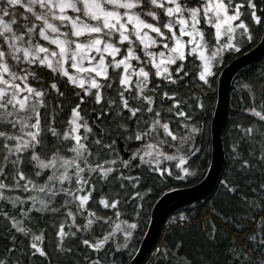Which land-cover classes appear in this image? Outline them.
<instances>
[{
  "label": "snow or ice",
  "instance_id": "obj_1",
  "mask_svg": "<svg viewBox=\"0 0 264 264\" xmlns=\"http://www.w3.org/2000/svg\"><path fill=\"white\" fill-rule=\"evenodd\" d=\"M258 31L264 0H0V264H124L152 188L129 190L145 170L191 174L216 65ZM243 87L254 119L234 125L232 179L212 209L238 232L209 220L191 252L158 249L165 264H264V93ZM191 220L170 223L183 233Z\"/></svg>",
  "mask_w": 264,
  "mask_h": 264
},
{
  "label": "trees",
  "instance_id": "obj_2",
  "mask_svg": "<svg viewBox=\"0 0 264 264\" xmlns=\"http://www.w3.org/2000/svg\"><path fill=\"white\" fill-rule=\"evenodd\" d=\"M261 36L262 32L258 31L256 33V38L251 43L244 45L241 48L240 52H236L233 54H225L222 60L221 67H218L216 70L211 88L206 89L204 95V104L206 111L204 113H200L199 110H197L194 114V119L201 122L200 126L203 129V135L197 137L196 139V146L200 149V151H198L194 156H189L188 160L184 165L192 171L191 174L187 175L184 179L181 180H177L175 178V175L165 180H159L155 177L154 174L148 173L145 170L142 185L135 190H129V194L131 193V191H140L143 194L144 186L152 188V191L147 193V195L143 199V207L141 210V214L138 218L139 228L135 232L133 239L129 242V247L127 251L123 254L122 258L124 260V264H128L136 254L141 240L144 237L148 228L151 209L154 204L158 201V199L169 191L192 186L200 182L206 175L211 160L210 124L217 100V74L226 64H228L237 55L247 51L248 49L253 47L257 42H259ZM188 59L191 60L192 58L189 57ZM189 67L190 65H188V70L191 76L193 71ZM262 67H264V56L258 61L249 64L239 70L234 75L231 81L226 123L222 128L220 134L224 153V162L215 189L204 199L195 201L187 206L176 209L166 219L165 223L161 227L158 238L156 239L155 243L153 244L152 248L150 249L142 264H165V262L160 258L157 250L159 249L163 251L165 246L172 247L176 242L180 240H183L185 244V247L182 248L180 252H191V244L195 242L192 239L193 236L199 237L202 234L205 225L208 223L209 220H214L218 228H223V230L228 234L230 239L233 233L238 232V229L234 224H229L225 226L222 220L213 213L212 209L215 208L217 210H221L223 208L224 189L220 181H231L232 179V144L234 142L239 141L242 135L240 130L236 129L234 125L240 123L241 125L246 126L251 120L254 119L253 117L248 116L242 111V109L248 105V92L250 90H253L245 89L243 85L245 83H248L250 85L255 86L254 90L257 95V102H259L261 94L264 93V83L257 79L259 77ZM62 90L65 91V95L67 97V108H70L76 102L75 97L72 95V89L70 87L62 86ZM199 90L200 89L198 86L191 87L190 89H185L186 92H198ZM242 100L243 103L241 102ZM88 107L90 108L91 106L89 105ZM175 162L177 161L165 162V164L170 168L173 173H178L179 169H174ZM257 176H259V173H257ZM134 204L135 202H130L128 206V214L123 216V219L134 218L131 217V210L134 207ZM180 213H184L186 216L192 217L190 225H188L184 229L183 233L179 230L178 227L173 226L170 223L173 218H177L178 220ZM4 243L5 242L0 239V247H2ZM228 243L229 241L226 240L225 244ZM240 243L241 238L237 236L236 244L239 245Z\"/></svg>",
  "mask_w": 264,
  "mask_h": 264
},
{
  "label": "water",
  "instance_id": "obj_3",
  "mask_svg": "<svg viewBox=\"0 0 264 264\" xmlns=\"http://www.w3.org/2000/svg\"><path fill=\"white\" fill-rule=\"evenodd\" d=\"M263 56L264 33H262L259 42L237 55L221 69L217 78V100L210 124L211 160L207 173L200 182L189 187L169 191L158 199L151 209L146 233L136 254L128 264H142L158 238L162 225L176 209L204 199L215 189L224 162L220 134L226 123L231 81L239 70L258 61Z\"/></svg>",
  "mask_w": 264,
  "mask_h": 264
},
{
  "label": "rangeland",
  "instance_id": "obj_4",
  "mask_svg": "<svg viewBox=\"0 0 264 264\" xmlns=\"http://www.w3.org/2000/svg\"><path fill=\"white\" fill-rule=\"evenodd\" d=\"M245 8H246V6H245ZM241 11L245 12V15L242 16L241 18L247 19V13H246L245 9H241ZM248 44H249V43H248ZM226 54H229V53H226ZM230 54H233V53H230ZM134 63H135V62H134ZM197 63H198V62H197ZM221 65H222V61L219 62V63L216 65L215 73H216L217 68H218V67H221ZM173 67H174V66H173ZM189 68L192 69L193 73L195 72V68H193L191 65H190ZM219 73H220V72H218V74H217V78H218ZM176 163H178V161L174 163V169H177V168L175 167V164H176ZM184 165H185V164H184ZM184 165H182V167H185ZM191 172H192V171L190 170V173H191Z\"/></svg>",
  "mask_w": 264,
  "mask_h": 264
}]
</instances>
